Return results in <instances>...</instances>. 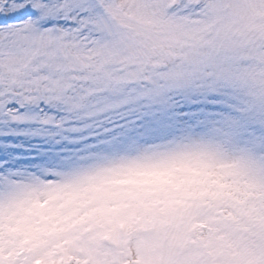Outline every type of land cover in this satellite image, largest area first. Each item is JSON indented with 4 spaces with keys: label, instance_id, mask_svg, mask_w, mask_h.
I'll list each match as a JSON object with an SVG mask.
<instances>
[{
    "label": "snow or ice",
    "instance_id": "obj_1",
    "mask_svg": "<svg viewBox=\"0 0 264 264\" xmlns=\"http://www.w3.org/2000/svg\"><path fill=\"white\" fill-rule=\"evenodd\" d=\"M264 167V0H0V264L99 251L141 182Z\"/></svg>",
    "mask_w": 264,
    "mask_h": 264
},
{
    "label": "rangeland",
    "instance_id": "obj_2",
    "mask_svg": "<svg viewBox=\"0 0 264 264\" xmlns=\"http://www.w3.org/2000/svg\"><path fill=\"white\" fill-rule=\"evenodd\" d=\"M133 197L113 210L102 254L143 257L136 264H264V167L255 162L149 177Z\"/></svg>",
    "mask_w": 264,
    "mask_h": 264
},
{
    "label": "trees",
    "instance_id": "obj_3",
    "mask_svg": "<svg viewBox=\"0 0 264 264\" xmlns=\"http://www.w3.org/2000/svg\"><path fill=\"white\" fill-rule=\"evenodd\" d=\"M164 184H166V182L164 183ZM156 197H152V199H151V202H153V201H156V200H159V198H161V197H159V196H157V195H155ZM129 201H131L132 199L134 200V202L136 203L137 202V200L132 196V197H129V198H127ZM161 200V199H160ZM160 200H159V202H160ZM159 202H158V204H156V205H154V206H159ZM139 206H141L142 207V213L144 212V213H146V211H148L147 210V208H149L148 206H146L147 205V203H141V202H138L137 203Z\"/></svg>",
    "mask_w": 264,
    "mask_h": 264
}]
</instances>
